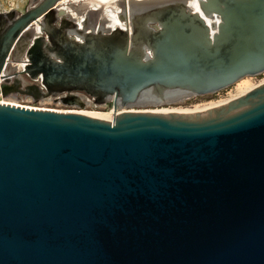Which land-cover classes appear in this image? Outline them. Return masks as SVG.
I'll list each match as a JSON object with an SVG mask.
<instances>
[{
	"label": "water",
	"instance_id": "95a60500",
	"mask_svg": "<svg viewBox=\"0 0 264 264\" xmlns=\"http://www.w3.org/2000/svg\"><path fill=\"white\" fill-rule=\"evenodd\" d=\"M57 1L0 33V73L35 26L52 28ZM122 13L126 31L82 45L49 34V52H28L50 95L84 92L112 122L0 104V264H264V83L205 111L155 112L264 75V0Z\"/></svg>",
	"mask_w": 264,
	"mask_h": 264
},
{
	"label": "flooded vegetation",
	"instance_id": "af4514ba",
	"mask_svg": "<svg viewBox=\"0 0 264 264\" xmlns=\"http://www.w3.org/2000/svg\"><path fill=\"white\" fill-rule=\"evenodd\" d=\"M46 1L28 0L21 11L10 9L6 12H0V14H5L15 11L7 18H0V33L7 30L11 26L12 21L19 18L20 15L28 10L38 8ZM144 1L149 0H58L53 7L55 13L50 18L53 23L52 28L48 29V23L43 22L45 32L41 33L39 28L35 26L32 34L33 38L26 50L21 52L20 47L19 49L18 47H12L1 64L0 84L8 93L7 99L16 102L28 101L32 104H34L33 101L39 104H58L69 95L74 97V103L78 106L104 110L112 109L111 105H96L95 100L84 92L62 93L57 97L50 95L43 84L42 76L27 72L28 67L31 65L28 59V52L36 46V41L38 42V46H36L38 49L49 52L41 44H49L50 49L52 48L49 34L54 38L67 37L71 42L82 45L84 44V39L92 34L108 37L117 31H126L128 24L123 21V4ZM207 22L211 26L216 21L207 20Z\"/></svg>",
	"mask_w": 264,
	"mask_h": 264
},
{
	"label": "rangeland",
	"instance_id": "374dc122",
	"mask_svg": "<svg viewBox=\"0 0 264 264\" xmlns=\"http://www.w3.org/2000/svg\"><path fill=\"white\" fill-rule=\"evenodd\" d=\"M28 2V0H0V12H6L9 11L10 9H16V10H23V8L25 7L26 3ZM250 82L256 87L259 84L264 83V75H261L259 77H255V78H250ZM232 87L221 91L215 95H210V96H204V97H196V98H192L189 100H186L182 103L176 104V105H171V106H164L162 107V109L159 110H170V111H189L191 110L193 107H195L196 105H205L206 103H210V102H214L221 100L223 98L226 97V93L231 89ZM2 97V96H1ZM0 102L1 104H11V105H22V106H28V107H34V108H44V109H65L67 110H73V111H82V112H86L90 115H95L98 116L102 119L108 120L111 116V113L113 112L112 109H97V108H85L84 110H79V109H74V108H67L64 107L63 105H61L60 103L58 104H54V103H49V104H43V103H36V104H32L28 101L25 102H16L13 101L11 99H3L1 98ZM98 114V115H97ZM105 117V118H104Z\"/></svg>",
	"mask_w": 264,
	"mask_h": 264
},
{
	"label": "bare ground",
	"instance_id": "6f19581e",
	"mask_svg": "<svg viewBox=\"0 0 264 264\" xmlns=\"http://www.w3.org/2000/svg\"><path fill=\"white\" fill-rule=\"evenodd\" d=\"M253 88H255V86L250 82V78L248 79H245L243 81H240L239 83H237L236 85H234L225 95L226 97L221 99V100H218V101H215L213 100V102H210V103H206L205 105H196L195 107H193L191 110L189 111H170V110H156L155 112H185V113H192V112H199V111H205V110H208L210 108H213L215 106H220L222 104H226L240 96H243L244 94H246L247 92H249L250 90H252ZM1 104V103H0ZM74 113H77V114H82V115H85V116H89V117H92V118H97V119H101V120H105V121H108V122H112L113 121V118H114V112L111 113V116L108 117L109 119L106 120L105 119H102L98 116H95V115H90L86 112H82V111H73ZM98 115V114H97Z\"/></svg>",
	"mask_w": 264,
	"mask_h": 264
},
{
	"label": "built area",
	"instance_id": "2783aa9c",
	"mask_svg": "<svg viewBox=\"0 0 264 264\" xmlns=\"http://www.w3.org/2000/svg\"><path fill=\"white\" fill-rule=\"evenodd\" d=\"M1 98L2 97H1V94H0V99ZM0 102H3V101H0ZM18 106L23 107V108L35 109V110H37V109H44V108H34V107H28V106H22V105H18ZM48 110L55 111V112H67L68 111V110L66 111L65 109H63V110L62 109H59V110H57V109H48Z\"/></svg>",
	"mask_w": 264,
	"mask_h": 264
}]
</instances>
